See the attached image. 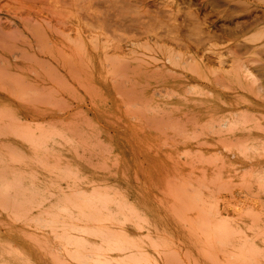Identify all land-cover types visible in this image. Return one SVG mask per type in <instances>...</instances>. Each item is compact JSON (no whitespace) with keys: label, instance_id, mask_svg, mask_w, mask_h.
Wrapping results in <instances>:
<instances>
[{"label":"rangeland","instance_id":"1","mask_svg":"<svg viewBox=\"0 0 264 264\" xmlns=\"http://www.w3.org/2000/svg\"><path fill=\"white\" fill-rule=\"evenodd\" d=\"M132 1L0 0V264H264V96L161 67L205 84L264 0Z\"/></svg>","mask_w":264,"mask_h":264},{"label":"bare ground","instance_id":"2","mask_svg":"<svg viewBox=\"0 0 264 264\" xmlns=\"http://www.w3.org/2000/svg\"><path fill=\"white\" fill-rule=\"evenodd\" d=\"M132 1V0H131ZM136 1V0H135ZM139 0H137L136 2H138ZM144 1V0H143ZM236 1H243V2H247L248 0H236ZM62 2V1H61ZM86 2V1H85ZM96 2V1H95ZM103 2V1H102ZM128 2V1H127ZM130 2V1H129ZM134 1H132L131 3L133 4ZM141 2V1H139ZM138 2V4H139ZM190 2V1H189ZM59 3V2H58ZM106 3H109V2H106ZM117 3V2H116ZM122 4H126L125 3V0H124V3L121 2ZM161 3V2H160ZM188 3V1H187ZM216 3V2H215ZM62 4V3H61ZM81 4V3H80ZM89 4V3H88ZM112 4V3H111ZM130 4V3H129ZM132 4H130V6H132ZM134 4H137L134 2ZM78 5V4H77ZM118 5V4H117ZM217 5V3H216ZM235 5V4H234ZM61 6V5H60ZM64 6V5H63ZM82 6V5H81ZM105 6V5H104ZM109 6V5H108ZM125 6V5H124ZM236 6V5H235ZM59 7V6H58ZM78 7V6H77ZM127 9L129 6H125ZM136 7V6H135ZM145 7H149V6H146ZM184 7V6H183ZM246 7V5H245ZM57 8V7H56ZM124 8V7H123ZM124 8V9H126ZM131 8V7H129ZM133 8V7H132ZM166 8V7H165ZM59 9V8H58ZM108 9V7H107ZM122 9V8H121ZM120 9V10H121ZM145 10H147L146 8H144ZM162 9V8H161ZM182 9V8H181ZM243 9V8H242ZM256 10L258 9L259 11L261 10V14L260 15H257L255 12L253 15H249L248 17L245 18L244 21L242 22H239L237 21V24L235 23L234 26H231L232 28L231 29H225V32L228 31V33L226 34V38L232 40V41H236V44L229 50V58H230V64L228 65L227 68H224V66H219L218 69L216 71H214L212 74H213V78L210 80L207 79V82L206 83H209L211 84L210 86L207 85L206 83H202L201 82V76L199 74H189V73H180V72H177L178 71V67H177V64L174 63L170 60V59H165V61L161 64V67L163 68H166L174 73H177L183 80L184 82L186 83L187 86H189V88H192L191 86L192 85H196L198 87H203L205 89H207L206 91L209 93V94H212L213 96H216L215 99H217V96L219 97V100L220 99H223L224 101L229 99L228 97L226 98V96H264V5L263 6H257L255 8ZM123 10V9H122ZM168 10V9H167ZM235 10V9H234ZM104 11V10H103ZM114 11V10H113ZM134 11V10H133ZM151 11V10H150ZM162 11V10H161ZM236 11V10H235ZM60 12V11H59ZM107 12V11H106ZM111 12V11H110ZM121 12V11H120ZM130 12V11H129ZM146 12V11H144ZM149 12V11H148ZM117 13V12H116ZM152 13V11H151ZM156 13V12H155ZM154 13V14H155ZM177 13V12H176ZM184 13V12H183ZM219 13V12H218ZM108 14V13H107ZM139 13H136L135 15H137ZM145 14V13H144ZM148 14V13H147ZM158 14V13H157ZM160 14V13H159ZM158 14V15H159ZM166 14V13H165ZM191 12L189 13V15L191 16ZM146 15V14H145ZM188 17L187 18H190L188 21H190L193 17L195 19V16H193L192 14V18L191 17ZM194 15H195V12H194ZM217 15V14H216ZM104 16V15H103ZM110 16V15H109ZM108 16V17H109ZM117 16V15H116ZM120 16V15H119ZM140 16H143V15H140ZM140 16H136L138 18H140ZM150 16V15H148ZM125 17H128V16H125ZM124 17V19H126ZM145 17V16H144ZM144 17H143V20H144ZM147 17V16H146ZM145 17V19H146ZM181 17V16H180ZM130 17H128V19H126L127 21L129 20ZM142 18V17H141ZM148 18V17H147ZM155 19V17H153ZM158 18V17H157ZM174 18V17H173ZM186 18V19H187ZM71 19V18H70ZM110 19V18H108ZM132 16H131V21L129 20L128 22H134L135 21H132ZM178 19V18H177ZM185 19V21H186ZM202 19V18H201ZM113 20V19H112ZM141 21H143L142 19H139ZM157 20V19H156ZM154 20V22L156 21ZM123 21V20H122ZM149 22V20L147 19L145 21V25H146V22ZM187 21V22H188ZM195 21V20H194ZM205 21V20H204ZM207 21V20H206ZM85 22V21H84ZM193 23L195 25H197V23L190 21V23ZM75 23V22H74ZM89 23V22H88ZM141 23V22H140ZM140 23H138V25H141ZM143 23V22H142ZM157 23V22H156ZM161 23V22H160ZM192 23H191V26H192ZM106 24V23H105ZM124 24V22H123ZM166 24V23H165ZM178 24V23H177ZM186 24V23H185ZM99 25V24H98ZM119 25V24H118ZM133 25V24H132ZM181 25V24H180ZM179 25V27H180ZM194 25V27H195ZM109 26V25H107ZM113 26V25H112ZM182 26V25H181ZM189 26L186 25L185 27ZM95 27V26H94ZM117 27V26H116ZM143 27V26H142ZM147 27V26H146ZM172 27V26H171ZM193 27V28H194ZM197 27V26H196ZM104 28V27H103ZM145 28V27H144ZM184 28V27H183ZM190 28V27H189ZM220 28V26H219ZM227 28V27H226ZM256 28V30H254ZM107 29V28H106ZM136 29V28H135ZM140 29V28H139ZM174 29V28H173ZM181 30L182 28H178L177 27V30H174V31H178V30ZM191 29V28H190ZM222 29V28H221ZM130 30V29H129ZM171 30V29H170ZM179 30V31H180ZM193 30V29H192ZM196 30V29H195ZM192 31V32H195ZM198 30V29H197ZM219 30V29H218ZM224 30V29H223ZM249 30H254L252 31L251 33H249L250 31ZM108 31V30H106ZM123 31V30H122ZM133 31V30H132ZM151 31V30H150ZM213 31V30H212ZM120 32V31H119ZM143 32V31H142ZM190 32V31H189ZM221 32V31H220ZM176 33V32H175ZM181 33V32H180ZM186 33V32H185ZM184 33V34H185ZM196 33V32H195ZM198 33V32H197ZM205 34L204 32H201V34ZM153 34V33H152ZM177 34V33H176ZM192 34V33H191ZM200 34V33H199ZM212 36H213V33H211ZM209 34V35H211ZM215 34V32H214ZM133 35V34H132ZM157 35H159L157 33ZM155 35V36H157ZM180 35V34H179ZM186 35V34H185ZM194 35V33H193ZM220 35H222V32L220 33ZM176 36V35H175ZM191 36V35H190ZM217 36V37H216ZM219 35L216 34L214 37L219 39L218 37ZM160 37V36H159ZM177 37H180V36H177ZM186 37V36H185ZM184 37V38H185ZM188 37V35H187ZM207 37L209 38V36L207 35ZM221 37V36H220ZM171 40H172V37H170ZM211 38V36H210ZM180 39L182 40L183 38H179L178 42L180 41ZM213 39V38H212ZM216 39V40H217ZM222 40V37L220 38ZM219 39V41H220ZM195 41V40H194ZM204 41V39H203ZM206 41V40H205ZM172 42V41H171ZM181 42V41H180ZM175 44V43H174ZM186 49V48H185ZM250 51V54H247V52ZM180 57V56H179ZM112 60V59H111ZM180 62V60H179ZM224 63V62H222ZM182 64V63H181ZM188 71V70H187ZM191 71V70H190ZM210 74V75H212ZM173 75V74H172ZM124 76H127L126 74ZM145 77V76H143ZM195 89V88H194ZM193 90V89H192ZM225 96V97H223ZM226 98V99H225ZM218 100V99H217ZM218 100V101H219ZM264 100V99H263ZM216 100H214L215 102ZM216 101V103L218 104H215V106L217 105V107H220L219 109L223 112L224 110L226 112H223L222 114H225L227 113L228 111H231V109L233 110L234 106L231 102V106L230 104H228V100L227 102H225V104H228V107H232V108H227L225 106V104L223 103V105L225 107L222 106V101L220 100L219 102ZM264 106V105H263ZM225 109H223V108ZM219 109H218V112H215L217 113L216 115L218 116L220 113L221 114V111L219 112ZM227 109H230V110H227ZM264 109V107H263ZM215 110H217L215 108ZM236 110L234 109V112ZM234 112H230L231 113H234ZM238 112V111H237ZM264 112V111H263ZM240 113V112H239ZM221 114V115H222ZM236 115L238 113H235ZM263 116H261L262 118H264V113H262ZM219 115V117L221 116ZM228 115V113H227ZM226 117V115H224ZM235 115H231V117ZM239 116V115H238ZM260 115H258L259 117ZM230 117V116H228ZM237 117V116H236ZM257 117V118H258ZM227 118V117H226ZM223 120V118L220 117V119H222L224 122L220 121V124H227V121L225 122V119ZM217 119V118H216ZM233 119V118H232ZM259 119V118H258ZM257 119V120H258ZM219 120V118H218ZM227 120V119H226ZM230 120V119H228ZM222 122V123H221ZM229 122V121H228ZM218 125V123H217ZM221 125H218V126H221ZM262 126H264L262 124ZM223 127V126H222ZM226 127V126H225ZM223 127V128H225ZM217 129V128H216ZM222 129V128H221ZM219 132L220 134V131H217ZM239 138V137H237ZM221 139V138H219ZM237 140V139H236ZM217 141V140H216ZM93 194L90 193V195ZM89 195V196H90ZM95 195V194H94ZM98 195V194H97ZM103 196V195H102ZM106 200V199H104ZM123 200V199H122ZM204 202V201H203ZM206 203V202H205ZM74 207V206H73ZM85 208V206H84ZM204 208V207H203ZM68 211V210H67ZM78 211V210H76ZM87 211V210H86ZM65 212V211H64ZM80 215V214H79ZM206 215V214H205ZM87 216V215H86ZM85 216V217H86ZM57 219V218H55ZM88 220V219H87ZM91 220V219H90ZM203 220V219H202ZM93 221V220H92ZM206 221V220H205ZM51 224V223H50ZM207 224V223H205ZM60 228V227H59ZM83 228V227H82ZM85 228V227H84ZM64 229V227H63ZM204 229V228H203ZM104 230V229H103ZM206 230V229H205ZM65 231V230H64ZM85 231V230H84ZM52 232V231H51ZM88 232V231H86ZM206 232V231H205ZM50 233V232H49ZM68 233V232H67ZM88 234V233H87ZM110 234V233H109ZM56 235V233H55ZM85 235V234H84ZM89 235V234H88ZM87 235V236H88ZM114 235V234H113ZM121 235V234H120ZM65 239V238H64ZM209 239V238H208ZM61 240V239H60ZM79 240V239H78ZM77 240V241H78ZM62 241V240H61ZM205 241V240H204ZM67 242V241H66ZM78 244V243H77ZM142 244V243H141ZM75 245V244H74ZM105 245V244H104ZM66 246V245H65ZM86 246V245H85ZM205 246V245H204ZM44 247V246H43ZM77 247V246H76ZM47 248V247H46ZM70 248V247H69ZM203 248V247H202ZM159 249V247H158ZM44 251V250H43ZM82 251V250H81ZM106 251V250H105ZM55 253V251H54ZM72 253V252H71ZM76 253V251H75ZM122 253V252H121ZM67 254V253H66ZM64 254V255H66ZM81 254V253H80ZM68 256V255H67ZM96 256V255H95ZM48 257V256H47ZM203 257V255H202ZM205 257V256H204ZM203 257V258H204ZM73 258V257H72ZM123 258V257H122ZM121 259V258H120ZM125 259V258H124ZM119 260V259H118ZM126 260V259H125ZM133 260V259H132ZM135 260V259H134ZM133 260V262H134ZM79 261V260H78ZM227 262H230L228 260H226ZM77 262V261H75ZM130 262V261H129ZM208 262V261H207ZM59 263V262H58ZM63 263V261H62ZM81 263V262H80ZM98 263V262H97ZM136 263V261H135ZM133 263V264H135ZM209 263V262H208ZM253 263V262H251ZM250 263V264H251ZM65 264V263H64ZM93 264V263H92ZM100 264V263H99ZM139 264V263H138ZM156 264V263H155Z\"/></svg>","mask_w":264,"mask_h":264}]
</instances>
